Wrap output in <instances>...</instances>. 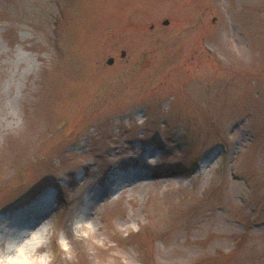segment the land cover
Returning <instances> with one entry per match:
<instances>
[{"label": "rangeland", "instance_id": "rangeland-1", "mask_svg": "<svg viewBox=\"0 0 264 264\" xmlns=\"http://www.w3.org/2000/svg\"><path fill=\"white\" fill-rule=\"evenodd\" d=\"M0 129L1 253L264 264V0H0Z\"/></svg>", "mask_w": 264, "mask_h": 264}, {"label": "bare ground", "instance_id": "bare-ground-1", "mask_svg": "<svg viewBox=\"0 0 264 264\" xmlns=\"http://www.w3.org/2000/svg\"><path fill=\"white\" fill-rule=\"evenodd\" d=\"M24 63H21V66ZM15 100V99H14ZM11 117L7 116L5 121H9ZM0 129V133H1ZM21 213H19L20 215ZM37 214V213H33ZM21 214L20 218L16 219L14 225V231L10 233L7 239V248L4 253L0 252V264H34L36 260L30 259V257L23 253L24 238L27 235H31L28 244L32 251H35L40 244L39 234L27 233L26 229L36 224L35 215ZM18 215V216H19ZM26 233V234H25ZM24 235V236H23ZM23 236V237H22Z\"/></svg>", "mask_w": 264, "mask_h": 264}, {"label": "water", "instance_id": "water-1", "mask_svg": "<svg viewBox=\"0 0 264 264\" xmlns=\"http://www.w3.org/2000/svg\"><path fill=\"white\" fill-rule=\"evenodd\" d=\"M164 24L167 25L168 22L165 21ZM122 55H124V53H122ZM107 64H108V65H112V64H113V58H109V59L107 60Z\"/></svg>", "mask_w": 264, "mask_h": 264}]
</instances>
